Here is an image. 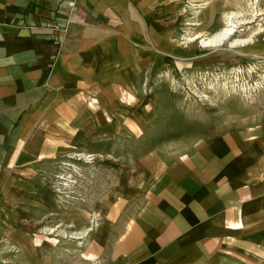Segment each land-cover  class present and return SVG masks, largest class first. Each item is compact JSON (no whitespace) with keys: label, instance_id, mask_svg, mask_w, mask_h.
Wrapping results in <instances>:
<instances>
[{"label":"crops","instance_id":"0c3cea01","mask_svg":"<svg viewBox=\"0 0 264 264\" xmlns=\"http://www.w3.org/2000/svg\"><path fill=\"white\" fill-rule=\"evenodd\" d=\"M67 1L0 0V221L15 190L29 210L36 162L127 125L136 71L171 36L175 0ZM250 130L162 167L103 264H264V128Z\"/></svg>","mask_w":264,"mask_h":264},{"label":"rangeland","instance_id":"374dc122","mask_svg":"<svg viewBox=\"0 0 264 264\" xmlns=\"http://www.w3.org/2000/svg\"><path fill=\"white\" fill-rule=\"evenodd\" d=\"M175 4L170 38L160 37L136 71L127 125L86 153L36 162L29 210L15 190L0 221L8 264H103L162 167L219 135L251 128L260 136L264 0ZM226 27L220 41H207Z\"/></svg>","mask_w":264,"mask_h":264},{"label":"bare ground","instance_id":"6f19581e","mask_svg":"<svg viewBox=\"0 0 264 264\" xmlns=\"http://www.w3.org/2000/svg\"><path fill=\"white\" fill-rule=\"evenodd\" d=\"M229 30H230V27H226L223 30H220L217 33L211 35L207 41L210 43H216L220 41L221 38L224 36V34L228 32Z\"/></svg>","mask_w":264,"mask_h":264},{"label":"built area","instance_id":"2783aa9c","mask_svg":"<svg viewBox=\"0 0 264 264\" xmlns=\"http://www.w3.org/2000/svg\"><path fill=\"white\" fill-rule=\"evenodd\" d=\"M67 5H68L69 7H73V5H74V2H73V1H71V0H68V1H67Z\"/></svg>","mask_w":264,"mask_h":264}]
</instances>
